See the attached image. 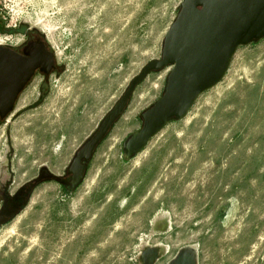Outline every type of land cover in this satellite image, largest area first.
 <instances>
[{
	"label": "rangeland",
	"instance_id": "374dc122",
	"mask_svg": "<svg viewBox=\"0 0 264 264\" xmlns=\"http://www.w3.org/2000/svg\"><path fill=\"white\" fill-rule=\"evenodd\" d=\"M182 2L0 0L2 45L32 29L58 68L0 130V264H142L155 247L165 248L157 264L184 248L197 264H264V38L240 46L219 84L129 158L125 143L170 71L150 73L84 179L68 173L133 78L161 59ZM43 171L60 180L36 183Z\"/></svg>",
	"mask_w": 264,
	"mask_h": 264
},
{
	"label": "water",
	"instance_id": "95a60500",
	"mask_svg": "<svg viewBox=\"0 0 264 264\" xmlns=\"http://www.w3.org/2000/svg\"><path fill=\"white\" fill-rule=\"evenodd\" d=\"M262 38L264 0H183L176 20L166 33L161 59L152 60L133 78L98 130L77 151L68 169L73 184L84 179L87 163L129 107L136 87L150 73L171 68L164 94L141 114L142 128L125 143L129 158L141 152L169 121L184 118L198 97L223 79L240 46ZM49 179L60 180L43 171L36 183ZM35 185L31 184L28 190L32 191ZM5 221L0 218V224ZM159 257L157 248H147L142 264H155ZM169 264H197V255L192 249L184 248Z\"/></svg>",
	"mask_w": 264,
	"mask_h": 264
},
{
	"label": "flooded vegetation",
	"instance_id": "af4514ba",
	"mask_svg": "<svg viewBox=\"0 0 264 264\" xmlns=\"http://www.w3.org/2000/svg\"><path fill=\"white\" fill-rule=\"evenodd\" d=\"M24 33L23 41L0 45V130L16 114L30 108L28 102L21 108L19 105L37 90L41 81L46 84L58 71L56 55L44 38L28 28ZM28 187L16 197L15 202L19 205L24 204L25 196L30 192ZM0 218L6 220L3 223L9 220L4 213Z\"/></svg>",
	"mask_w": 264,
	"mask_h": 264
},
{
	"label": "bare ground",
	"instance_id": "6f19581e",
	"mask_svg": "<svg viewBox=\"0 0 264 264\" xmlns=\"http://www.w3.org/2000/svg\"><path fill=\"white\" fill-rule=\"evenodd\" d=\"M169 29H170V28H169ZM168 31H169V30H168ZM4 42H5V41H4L3 39L0 38V45H2ZM165 70H166V72H168V71H171V68L168 67V68H166ZM218 84H219V83H218ZM218 84H217V85H218ZM217 85H216V86H217ZM22 105H23V103L21 104V106H22ZM188 113H189V112H188ZM131 114H132V113H131ZM123 115H124V114H123ZM123 115H122V116H123ZM186 116H187V115H186ZM186 116H185V117H186ZM121 118H122V117H121ZM121 118H120V119H121ZM129 118H130V115H128L127 117H125V122H124V124H127V123H128ZM117 123H118V122H117ZM117 123H116V124H117ZM124 124H122V126H123ZM114 127H115V126H114ZM114 127H113V128H114ZM163 129H164V128H163ZM163 129H162V130H163ZM112 130H113V129H112ZM162 130H161V131H162ZM161 131H160V132H161ZM110 133H111V132H110ZM110 133H109V134H110ZM155 136H156V135H155ZM155 136H154V137H155ZM104 141H105V140H104ZM148 143H149V142H148ZM139 153H140V152H139ZM155 248H157V247H155ZM157 249L159 250V254H160V256H161V254L163 253V250H164L165 248H164V249H161V250H160L159 248H157ZM166 250H167V249H166ZM172 260H173V259H172ZM172 260H171V261H172ZM171 261H170V262H171ZM157 262H158V261H156L155 264H157ZM170 262H169V263H170ZM169 263H168V264H169Z\"/></svg>",
	"mask_w": 264,
	"mask_h": 264
}]
</instances>
